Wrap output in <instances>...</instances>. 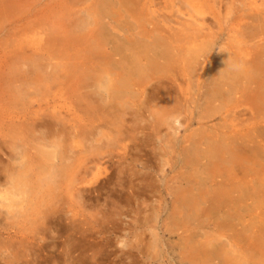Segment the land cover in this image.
Segmentation results:
<instances>
[{"label": "rangeland", "instance_id": "1", "mask_svg": "<svg viewBox=\"0 0 264 264\" xmlns=\"http://www.w3.org/2000/svg\"><path fill=\"white\" fill-rule=\"evenodd\" d=\"M142 2L124 14L116 0H0V264L264 261V90L238 80L223 101L210 94L227 92L229 64L264 54V0ZM163 20L187 30L184 61L113 101V47ZM160 81L163 98L148 99ZM217 145L239 165L223 169ZM229 188L235 208L185 199Z\"/></svg>", "mask_w": 264, "mask_h": 264}, {"label": "bare ground", "instance_id": "2", "mask_svg": "<svg viewBox=\"0 0 264 264\" xmlns=\"http://www.w3.org/2000/svg\"><path fill=\"white\" fill-rule=\"evenodd\" d=\"M143 2L142 0H116V3L119 6V10H121L124 14L125 13L132 14L131 10L128 9V7L131 5L138 6L139 3L142 6H145L146 4L143 5ZM117 11H115L114 15H118L120 13L119 11L118 12ZM260 14L261 12L259 11L256 13L257 15L255 16L256 21H260ZM104 15L107 18H109L113 15V13L109 12L108 10L107 12H105ZM157 17L159 16L157 15ZM162 22L163 23L161 24V26H156L154 28L155 32L158 33L157 36L149 35V33L153 31L151 32L149 31L148 33L142 32L141 34L139 33L141 38L131 40L133 39L134 35H127L125 33L123 36L124 43L120 45H115L113 47L112 49L113 53L115 55H118L121 59V62L118 63L117 65V68L119 69L117 79L115 81L114 80L110 81L114 83L112 84L108 83L107 86V92L110 94V97L112 98L113 101L120 103V101H123L124 99L126 100L127 98L130 99V98H134L135 96L141 97L143 94V87H144L143 83L145 82L144 81L145 79L153 75L161 76L163 75L164 71L167 70V67L169 68L171 65L178 63L180 59L184 61L183 60L184 55L181 54L183 53V51L177 50V44L181 42V39L183 37H185V35L187 34L186 33L187 30L185 28L183 29L184 26L182 23L181 25L179 24L180 27L175 30L174 27L171 28L170 26L167 25L168 20H163ZM257 27L262 28L264 27V24L262 26V24L260 23ZM181 34H184V36H181ZM99 41H102V45H105L104 39H99ZM254 52L255 50L252 52L254 56L252 55L251 51H249V53L244 54V57L243 56L239 57V60L236 63H239V65L241 66H238L235 63L229 64L228 67L225 69V71L220 73L219 75L220 78L228 82L227 84L228 90L226 93H223L222 92L223 90L221 89V85L216 83L212 90V93H210L211 98L219 97V99L222 100V98L226 96V94H229L228 93L230 92L229 89L233 87V84H236L238 80L241 82L240 90L242 92H246V90H248L247 84L254 82L255 83L258 82L263 87L262 89L264 90V85H262L264 83V60L262 61L260 59L262 56H264V54L257 55V53ZM189 55H191V57L195 56L194 51H192ZM93 57L95 58V54H93ZM103 57L106 61H110L111 58L110 53L103 54ZM245 58H248V60H245ZM142 62L144 63L143 66L140 64ZM162 86H163V81H160L151 88V92L148 93L146 97L148 99L163 98V94L160 91V88ZM134 92H136L137 94H134ZM215 148L216 149H214L210 153V155H214L213 157L216 156L222 157L221 154L228 155L229 160L227 159L224 162L225 164L223 163L224 165L220 164L223 169L228 170L227 165L231 161L236 162L235 165H239V162L237 161L238 154L237 152L234 153L235 150L234 147L230 149L229 145H217ZM196 156H198L197 153L194 150H192V152H190L187 155L186 162L187 163L196 162L197 161ZM56 178L57 177L55 175L51 174L49 181L46 183L49 190L48 191L49 197H53L54 196L53 194L58 188V185L56 183L57 182ZM76 182L78 186H82L86 182V180L85 178L83 180L76 177ZM230 187L237 190V186L235 185ZM80 192L81 190L79 189V193ZM204 193L206 194V196L200 195L199 197H196V199H191L189 196H187L185 198L187 201V205L191 207L193 210H196L195 207L196 205L197 206L199 205V201H203L206 198L205 201L207 202L208 206L203 208L200 207V210L204 212L211 210L219 211L220 208L230 207V205L232 206L237 205L238 201L239 202L241 201L240 198L230 197V195H232L233 193V190L231 188H229L226 191V193H218V192L212 193L210 191ZM251 196L252 195L246 197H251ZM54 197L52 199H55ZM192 200L194 201V203ZM233 207L235 208L236 206ZM263 251L262 253L264 255ZM259 264H264V261L260 260Z\"/></svg>", "mask_w": 264, "mask_h": 264}]
</instances>
